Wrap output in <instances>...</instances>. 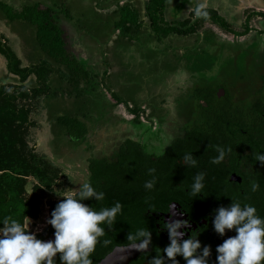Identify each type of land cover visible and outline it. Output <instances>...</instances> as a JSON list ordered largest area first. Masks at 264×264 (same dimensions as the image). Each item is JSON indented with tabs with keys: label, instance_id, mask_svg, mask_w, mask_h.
Wrapping results in <instances>:
<instances>
[{
	"label": "rangeland",
	"instance_id": "1",
	"mask_svg": "<svg viewBox=\"0 0 264 264\" xmlns=\"http://www.w3.org/2000/svg\"><path fill=\"white\" fill-rule=\"evenodd\" d=\"M3 1L21 9L37 0ZM107 1L114 0H57L52 4L58 23L67 32V49L90 72L86 78L72 73L41 49L35 24L10 20L0 9V40L16 52L22 67L34 70L23 81L8 70L7 60L0 54V91L3 93L0 98L8 97V106L27 117L22 122L6 119L0 123V162L18 166L21 160L25 164L19 180H14V170L6 172L3 168L0 179L5 176L12 179L11 202L22 200L29 206H38L34 215L24 219L30 223L31 231L45 227L50 203L76 193L86 182L90 156L118 152L119 145L128 137L145 142L160 127L163 117L167 120L162 138L167 141L169 135L177 134L185 113L187 117L185 106L192 76L185 81L181 79L184 83L178 88L175 78L164 76L170 70L182 65L190 71H204L209 81L219 77V80L234 82L243 74L252 78L254 60L249 51L228 50L225 54L221 49L223 44L237 41L239 35L227 32L211 19H206L197 29V32L205 29L208 32L201 46L189 45L181 38L159 42L155 36L148 35L147 29H142L137 40L130 43L124 40L122 32L114 34L112 13L95 12L94 2ZM251 1L255 8L263 3ZM60 4L65 5L62 8ZM220 7L236 31L244 30L241 24L245 23L251 8L247 13L238 14L228 3L221 2ZM249 25L250 30L254 29L252 19ZM252 33L249 31L242 38L252 37ZM213 35L220 43L213 42ZM97 40L101 43L96 47L97 54L102 50L106 56L103 62L93 55L91 41ZM41 67L46 69L43 77L38 73ZM63 115L84 121L87 135L78 140L72 138L59 120Z\"/></svg>",
	"mask_w": 264,
	"mask_h": 264
},
{
	"label": "flooded vegetation",
	"instance_id": "2",
	"mask_svg": "<svg viewBox=\"0 0 264 264\" xmlns=\"http://www.w3.org/2000/svg\"><path fill=\"white\" fill-rule=\"evenodd\" d=\"M262 1V5L257 6V8L248 13V15L253 14L254 29L249 30L253 32L252 37L242 38L248 34L247 32L244 35H240L237 41H232L233 43H226L221 46L225 54H228V50L231 52L242 50L251 53V58L254 60V67L251 71L252 78L248 74H243L234 82L230 80H219V77L214 81H209L205 77L204 71L202 73L195 71L191 75L192 83L187 90L188 101L187 106H185L187 107V117L185 113L183 116L184 121L178 126L176 135H169L167 141L162 138L163 131H166L165 124L167 120L166 117H163L162 122H159L160 127L150 137L148 136L149 138L145 139V142L133 137H128L123 141L132 139L140 142L144 151L151 156L150 158L153 161H156L158 157L167 153L168 149L175 144L176 149L172 152L176 156L177 166L173 167V170L169 173L166 180V186L172 189L174 198L167 202L158 198L157 195L156 198H148L149 195L147 189L144 188V183L152 179V175H149L146 167H144L146 169L142 168L143 175L141 177L136 176L132 183L129 179L130 177L124 174L122 170H119L120 167L114 165L119 162L120 148L123 142L119 145L118 152L116 151L104 156L95 153L96 155L89 157L87 162L89 174L86 182H89L91 176L94 175L95 182L93 186L98 191L105 192V199L99 203L94 200H92L91 204L88 202L89 200L84 201V203L92 205L99 210L101 207H111L116 201H120L123 206V214L124 210L130 206V203L127 204V202H124V199L126 196L130 197L132 195L136 205L138 204L135 213L137 219H140L138 227H149L152 231V245L149 246V250L140 253L129 264H148L150 257L156 254L157 248L162 249L169 243L168 233L162 229V222L169 219L170 213L168 210L170 206L176 205L175 210L178 213H183V215L177 216L176 218L190 222V227L187 229L185 238L190 236L193 231H197L199 232L198 238L202 246L211 245L212 255L209 264H215L217 256L216 246L221 244L224 239L235 235L234 231H228L226 236L221 237L215 232L212 226L214 210L221 205H229L232 202V198L238 199L242 203L250 204L252 196L250 193L251 189L248 190L249 184L252 179L255 181L259 180V170L247 163L245 164V160H243L244 156H249L250 152L249 150H243L240 142L236 143L239 148H233L232 145L228 148L231 151L227 152L226 150L225 158L220 164H212L210 163V159L217 155L214 146L221 145L224 147L223 141L225 140V134H222L218 126H216V120L219 119V117H215L217 116V111L225 107L229 99H231L232 102L229 106L237 108L236 111L239 119L235 121L239 125L244 122L243 108L251 104L257 106V103L260 102L261 94H264V0ZM245 24L246 21L244 24H241L243 29H245ZM213 37L215 39L214 42L220 43L215 35ZM226 45L229 47L226 48ZM207 98H210L214 102L215 105H212L213 108H211V104ZM248 100H251V102L253 100V102L245 103ZM198 104L208 109L210 108L205 114H211L212 117L207 118L203 116V113H201L197 106ZM176 109L178 108L176 107ZM186 125H188V128ZM187 152L194 154L198 160V167L191 168L183 165L182 158ZM91 158L106 161L109 164L108 177L110 182L108 181L107 183L100 176L101 166L99 164L95 166L92 172L90 169ZM154 169L156 170L153 174L156 177L155 187L158 188V186H163L165 182H163L164 180L160 169L158 167ZM199 171L206 173V179L204 181L205 189L200 196L193 197L190 195L188 189L194 175ZM257 173L258 175L256 176L255 174ZM253 198L256 199L255 193ZM61 200L50 203L49 216L46 218L47 221L51 218V213L54 210L53 204L55 202L59 203ZM257 201L260 203L259 200ZM260 204L262 205V202ZM260 216L263 217V215ZM44 225L45 227L39 231H31V229L29 231L34 232L37 238L41 240H54V228L48 223ZM113 226L109 228L107 225H104V227L109 228V232H111V229L114 232ZM103 248L104 244L102 238H100L95 251L91 255L92 261L100 255ZM55 259L57 264H60L59 253ZM177 259L180 260V264H185L182 257H177Z\"/></svg>",
	"mask_w": 264,
	"mask_h": 264
},
{
	"label": "trees",
	"instance_id": "3",
	"mask_svg": "<svg viewBox=\"0 0 264 264\" xmlns=\"http://www.w3.org/2000/svg\"><path fill=\"white\" fill-rule=\"evenodd\" d=\"M164 8L165 0H148L146 4L147 16L149 17L150 26L153 30L154 36L161 40L170 34H179L187 35L193 32H196L200 24L203 23L206 19H211L214 23L218 24L222 29L227 32H232L235 35H244L250 30L249 22L252 19L253 14H249L246 18L245 29L242 31H236L232 24L227 21L225 17L220 15L216 10L206 9L208 15L206 17H196L194 22L190 20H185L180 23L168 24L164 20ZM0 9L3 10L7 17L10 20H26L36 26V38L41 49L53 60L66 65L72 73L82 76L84 78L90 75L89 70L85 67L84 63L79 60L73 53H71L67 47L63 37V30L60 24L57 21V11L53 6H43L41 3L29 4L23 6L21 9H15L13 6L9 5L3 0H0ZM65 11V10H64ZM121 16L120 20L117 22V29L122 33L125 31L136 32L140 31L141 23L139 22V15L133 13L128 6L121 7ZM194 14V13H193ZM211 14V15H210ZM127 27V28H126ZM0 54H2L7 60V68L10 72L20 76L24 81L26 80L34 70L28 67H22L21 61L16 54V52L7 44L2 43L0 40ZM46 69L40 68L38 73L41 77L45 74ZM3 96V93L0 91V97ZM263 96V97H262ZM209 103L215 105L210 98H207ZM226 100V99H225ZM263 101V103H261ZM10 100L6 97L4 100L0 98V123L8 119L12 121L19 122L22 120L26 121V115L20 111L13 109L8 106ZM232 102L229 99V102L225 107L217 111L216 123L218 129L222 134H225V140L223 141L224 148L227 150L230 146L233 145V148H239L236 143L240 142L243 150H249V156L245 157V164L257 168L259 170V180H256L260 188L257 191H252L251 182L249 184V189L252 200L250 204L256 207L258 214L263 215L264 217V164L254 159V153L264 152V94H261L260 102L257 106L253 104L248 107H244V122L239 125L235 121L239 119L237 114V108L229 106ZM252 103L251 100L245 101V103ZM203 116L211 118V114H205L209 111L208 108L203 107L201 104L197 105ZM217 107V106H216ZM219 109V108H217ZM205 114V115H204ZM214 117V118H215ZM213 118V119H214ZM59 120L66 126L68 134L78 140L82 139L87 135L88 127L87 125L77 117L63 115ZM188 128V125H186ZM212 127V126H211ZM174 149H176L175 144L172 145L168 152L158 157L156 161H153L145 151L140 142L128 139L121 145L119 162L115 163V166L120 167L119 170H122L124 174L130 177V181L133 183L136 176L141 177L142 168L143 169H153L158 167L163 176V186L154 187L152 190H147L148 198H158L163 199L164 202L169 201L175 196L172 193V189H169L166 184L167 176L173 170V167L177 166L176 156L173 155ZM181 149V148H180ZM228 152V151H227ZM99 164L100 176L104 178V181L110 182L109 179V164L106 161H99L98 159H90V169L94 171L95 166ZM19 166V167H18ZM18 166L13 164L0 162V170L2 168L8 172H13L14 170V180H19L18 176L22 175L23 170L25 169V164L21 160H18ZM18 167V169L16 168ZM146 167V168H144ZM140 172V173H139ZM9 175V174H5ZM3 175V176H5ZM254 175V173H253ZM256 176L258 175L255 174ZM132 179V180H131ZM89 182L93 185L95 182L94 175L91 176ZM11 183L12 179H9L6 176L3 179H0V220L5 217H11L24 222V219L27 216L34 215L38 211V206H29L27 203L20 202L15 203L11 202ZM78 193V192H77ZM254 193L257 200L262 202V205L254 199ZM90 204L92 200L88 201ZM124 202L130 203L128 209L124 210V213L119 214L116 218V223L114 224V232L111 229L105 227V236L101 237L104 244V248L100 255L93 259V264H97L104 256H106L112 249L117 245L129 244L127 240L128 233L139 228V220L136 217V203L132 195L126 196ZM58 203H54L53 207L55 208ZM128 215V216H127ZM0 226H3L0 224ZM107 240L108 243L105 244L104 241Z\"/></svg>",
	"mask_w": 264,
	"mask_h": 264
},
{
	"label": "clouds",
	"instance_id": "4",
	"mask_svg": "<svg viewBox=\"0 0 264 264\" xmlns=\"http://www.w3.org/2000/svg\"><path fill=\"white\" fill-rule=\"evenodd\" d=\"M206 0H197L194 7L195 17H206ZM171 103V101H169ZM217 155L210 159L212 164H220L226 155V149L216 145ZM231 151V149H227ZM254 159L264 164V152L254 153ZM183 165L198 167V160L192 152L182 158ZM155 169H149L152 179L145 181L144 188L155 187ZM206 173L197 172L189 186L190 195L200 196L205 189ZM257 181L251 182V190H259ZM54 208L47 223L54 228V240H41L29 231V222L5 217L0 220V264H57L55 257L60 254V264H93L91 259L100 238L105 236V227L111 228L116 218L122 213V204L116 201L111 207L94 206L84 203L87 200L102 202L105 192L98 191L91 182L83 183L78 193L67 194ZM176 205L170 206L169 219L162 222V229L167 231L169 243L157 248L148 264H180L177 257H182L185 264H209L212 255L211 245H203L199 232L193 231L187 236L190 227L188 220L176 218ZM212 226L221 237L228 231L235 235L223 240L216 246L215 264H262L264 262V217L260 216L255 206L242 203L232 198V202L214 210ZM159 234V233H158ZM131 250L144 252L152 245V231L149 227H139L127 236ZM108 243L107 240L104 241Z\"/></svg>",
	"mask_w": 264,
	"mask_h": 264
},
{
	"label": "crops",
	"instance_id": "5",
	"mask_svg": "<svg viewBox=\"0 0 264 264\" xmlns=\"http://www.w3.org/2000/svg\"><path fill=\"white\" fill-rule=\"evenodd\" d=\"M147 1L148 0H114V1H107L104 3L94 2V6H97V8H95V10H96L95 12L98 14L112 13L114 15L110 19V21H112V23H113L115 35H117L118 33H121V31L119 29H117L116 25H117V22L120 20V16H121L120 12H121L122 6H128V8L133 11V13L138 14L139 15V22L141 23L140 31L138 33L131 32V31L130 32L125 31L123 33L124 34L123 35L124 40H127L128 42L131 43V42L137 40L138 35H140L142 33V29L143 30L147 29V31L149 32L148 35L151 37L154 36L153 30L151 29V26H150L149 17L147 16V10H146ZM246 1L247 0H206V5H207L206 9H214L220 15L225 17L226 14L223 13V10L220 7V3L225 2V3H228L230 5L231 9H234L235 11H237L238 14L247 13L246 10L248 8H251V11H253L255 9V7H254L255 4L251 0H249V2H246ZM19 2H20V0H19ZM35 3H41L43 6H52V4L57 3V0H37ZM35 3H33V4H35ZM196 3H197V0H176L174 2H170L169 0H165V8H164V16H163L165 22H167L168 24L180 23V22H183L185 20H190L191 22H194L196 20V17H195V14H193V13H194V7H195ZM60 5H63V4H60ZM64 5L62 6V8L64 7ZM101 6H102V8H101ZM66 7H69V4L67 6H65V8ZM225 18L227 19V16ZM227 21L230 23L232 22L230 19H227ZM61 28L63 30V37H64V40L66 43L65 35H67V32L65 31V28H63V27H61ZM77 29H78V27H77ZM207 33L208 32L205 29L201 32L196 31V32H193V33H190L187 35H179V34L174 33V34H170L169 36H167L161 40L156 39V38H154V39H156L157 41L160 42L163 40L164 41L167 40V38H171V40L173 38H181L183 41H185V43H188L189 45L191 44L192 46H195V45L201 46L206 41V34ZM12 35H14V37L16 38L15 33ZM76 35L78 36L77 33H75V36ZM93 38H94V36H93ZM91 42H92L91 43L92 47H94L93 48L94 49L93 50L94 57L96 56L97 60L103 62V60L106 59V56L104 55L103 52H101L102 50H100V54L99 53L97 54L98 48H96L98 46H101L100 40H97L96 42L95 41H91ZM66 47H67V43H66ZM181 54L183 56L185 55V52L183 49L181 51ZM79 60H81V59H79ZM188 62H189V60H188ZM109 68H110V65H109ZM102 72H104V74H106L105 70H102ZM193 72H195V70L190 71L189 68H185L184 66L182 67V65H178L177 67L170 70V72L168 74H165L164 76L168 77V78H175L177 80V87L179 88V86L181 87L182 83H184L183 81H181V79H184V81H185V79L189 78ZM98 73L100 75V72H98Z\"/></svg>",
	"mask_w": 264,
	"mask_h": 264
},
{
	"label": "water",
	"instance_id": "6",
	"mask_svg": "<svg viewBox=\"0 0 264 264\" xmlns=\"http://www.w3.org/2000/svg\"><path fill=\"white\" fill-rule=\"evenodd\" d=\"M148 250L149 249L145 251ZM140 253L142 252L131 250L129 244L117 245L97 264H129L130 261L136 258Z\"/></svg>",
	"mask_w": 264,
	"mask_h": 264
}]
</instances>
